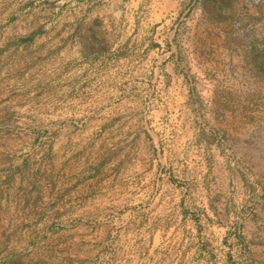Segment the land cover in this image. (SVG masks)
I'll return each mask as SVG.
<instances>
[{
    "label": "rangeland",
    "instance_id": "374dc122",
    "mask_svg": "<svg viewBox=\"0 0 264 264\" xmlns=\"http://www.w3.org/2000/svg\"><path fill=\"white\" fill-rule=\"evenodd\" d=\"M146 5L142 42L124 40L117 27L111 34L99 19L85 22L84 85L69 91L83 101L66 105L60 89L49 88L59 82V50L40 49L33 61L27 48L43 24L28 25L27 0H0V264L138 263L133 253L146 241L140 226L161 223L147 202L125 197L140 193L143 176L149 183L171 177L172 165L179 191L164 203L158 245L188 226L176 210L190 217L204 196H240L239 213L255 210L246 264H264V0H180L165 20L157 0ZM135 49L147 53L146 96L108 105L106 76L99 90L91 81L118 51ZM173 83L182 100L172 96ZM157 191L149 185L150 196ZM241 225L237 218L234 227ZM147 237L150 262L162 251Z\"/></svg>",
    "mask_w": 264,
    "mask_h": 264
},
{
    "label": "crops",
    "instance_id": "0c3cea01",
    "mask_svg": "<svg viewBox=\"0 0 264 264\" xmlns=\"http://www.w3.org/2000/svg\"><path fill=\"white\" fill-rule=\"evenodd\" d=\"M179 1L157 0L155 10L163 11L164 19L167 11L177 10ZM129 2L133 3V7ZM146 3L147 0H27L28 25L31 24L35 27L43 24V32L34 34L33 40L28 42V51L31 52L33 61H35V52L40 49L59 50V56L56 57L59 65V82L49 85V88L54 86L56 89H60L61 100L66 105H81L83 101L82 98L69 96V91L82 89L84 85L82 68L84 50L81 43L84 39L81 27L89 19H99L104 27L106 26L107 30L111 31V34L115 35L117 27L120 34H125L122 37L124 40L132 41L131 39L134 38L136 41L142 42L141 25L143 23L146 34L149 19ZM165 22H161V25H164ZM137 25L140 26V33L134 31V27ZM143 40H146L145 35ZM115 57L119 60L115 61L113 66L111 64V67L109 65L106 72H98L97 79L91 81V88L99 90L100 86L104 84L102 82L100 85L99 77L103 75L107 80L104 89H107L109 93L108 105H127V102L131 105L141 103L142 91L143 98H145V92L148 90L149 68L146 51L142 49L118 51ZM153 70L154 76H164L162 68L155 67ZM158 82L156 83L158 84ZM38 84L41 85L40 88L44 87L42 82L38 81ZM36 86L37 81L33 82L31 87L34 89L37 88ZM171 89L174 99L185 98L181 95L180 84L173 83ZM93 102L99 104L100 98H96ZM112 119L118 121L120 118L115 116ZM175 170L172 165L171 177L155 178L150 183L146 176H143L140 178V193L128 194L125 197L126 201L147 202L144 204L146 212H150L152 217L160 219L161 223V226L156 225L150 228L140 226V232L146 241L143 244L142 242L137 243L140 246V251L133 253V257L134 259L138 258L139 262L134 261V264H246L248 260L251 261V255L249 259L247 258L250 253L248 252L247 255L245 253L247 249L250 250L254 247L252 239L257 238V233L252 228V213L255 210H252L251 213L247 210L246 214L239 213L240 208L243 207L240 196L233 197V200L229 198L224 200L223 197L217 202L204 196L203 201L196 200L194 210L196 209L197 213L190 217L181 215L179 210H176L175 215L178 221L179 218H183L188 221V226L185 229L179 228L178 239L171 238L165 243L162 237L163 243L158 245L157 235L164 232L163 217L165 211H169L164 209V203L171 201L173 204L177 201L173 195V192L177 194L179 191L177 181L174 180L173 171ZM153 184L156 191L158 187L160 190L150 196L148 187ZM165 190L171 191V193L165 192ZM99 199L100 197L97 196L93 200L100 202ZM148 201L154 202L152 209L151 206L148 207ZM201 206H204L205 214L198 213L199 210H203ZM99 211L100 209L96 208L93 213ZM171 211L174 215V209ZM237 218L242 221L241 227H234ZM203 220L206 221V225L203 224ZM168 230L172 233L173 228L170 227ZM148 234L154 235L153 243H151L152 249L160 247V251H162L161 257L160 252H157L156 255L153 253L151 255L153 260L150 262H148L147 253H145ZM181 239L185 242L180 245ZM164 252L169 254L167 260L161 259L165 256ZM144 258H147V262H144Z\"/></svg>",
    "mask_w": 264,
    "mask_h": 264
}]
</instances>
